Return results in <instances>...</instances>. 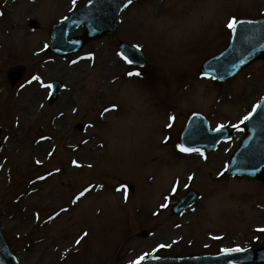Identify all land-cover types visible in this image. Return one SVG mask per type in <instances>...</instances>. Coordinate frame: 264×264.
<instances>
[{
    "label": "rangeland",
    "instance_id": "rangeland-1",
    "mask_svg": "<svg viewBox=\"0 0 264 264\" xmlns=\"http://www.w3.org/2000/svg\"><path fill=\"white\" fill-rule=\"evenodd\" d=\"M85 1L0 0V221L21 264H135L264 244V182L224 171L264 93V60L226 82L199 74L227 44L231 17L262 15L264 0H132L115 33L65 58L45 51L53 23ZM119 40L147 64H128ZM15 65L26 71L10 86ZM53 79L63 88L49 104ZM191 112L233 136L203 155L181 151ZM190 188L200 198L171 214ZM142 229L151 235L136 237Z\"/></svg>",
    "mask_w": 264,
    "mask_h": 264
},
{
    "label": "water",
    "instance_id": "water-1",
    "mask_svg": "<svg viewBox=\"0 0 264 264\" xmlns=\"http://www.w3.org/2000/svg\"><path fill=\"white\" fill-rule=\"evenodd\" d=\"M127 0H90L69 17L54 25L52 43L48 50L65 56L78 51L82 45L104 34L115 31L118 13ZM83 24L81 36L68 37L79 24ZM120 52L132 62L144 65L145 56L135 46L120 43ZM264 58V17L257 19L243 18L238 20L232 31L228 46L220 53L207 59L201 73L225 80L235 75L241 67L257 57ZM23 68L9 70L11 81H15ZM50 100L53 101L59 92L61 83H51ZM229 136L226 130L211 131L206 120L200 114H192L182 133V144L188 148L204 147L214 149L216 144ZM230 174L247 175L264 179V97L246 121L245 134L231 155L226 167ZM197 194L189 191L172 207V212H181ZM147 235V232H141ZM264 261V246L256 249H227L217 253L196 254L186 256L150 255L142 260V264H234L243 262ZM0 264H19L18 259L7 246L0 231Z\"/></svg>",
    "mask_w": 264,
    "mask_h": 264
},
{
    "label": "snow or ice",
    "instance_id": "snow-or-ice-1",
    "mask_svg": "<svg viewBox=\"0 0 264 264\" xmlns=\"http://www.w3.org/2000/svg\"><path fill=\"white\" fill-rule=\"evenodd\" d=\"M72 3L75 4L76 3V0H72ZM132 3V0H127V4L130 5ZM127 6V5H125ZM237 24H238V20L235 16L231 17L229 23H228V27L230 29H233L235 30V28L237 27ZM137 47H139V45H137ZM124 59L125 60H128L129 63H132L131 60L128 59L127 56H124ZM129 75H133V73H129ZM135 75H140L139 72L135 73ZM32 80H35V81H40L41 80V77L40 76H33L32 77ZM47 87H51V85H47ZM118 106L117 105H112V108L115 109L117 108ZM109 109H105V112H108ZM251 115V113L249 114V116ZM249 116H245L244 119L247 120L249 119ZM171 119H175V117H171ZM169 127H171V125H169ZM225 126L224 125H219L216 129H214L215 131H221ZM235 127V126H234ZM180 148L181 151L183 152H192V151H196V152H200L201 155H203V152L201 149H192V148H188V147H185L184 145H179L178 146ZM73 163H76L75 161H73ZM189 179H191V177H189ZM185 187H187V185H185ZM176 189L174 188L173 191H175ZM88 189H85V192H87ZM85 192H81L79 194V196L76 198L77 200L80 199V197H83L85 195ZM76 201H73V203H75ZM161 207H166V205H161ZM261 231H264V229H261ZM77 243H80L79 240L76 241ZM163 247V246H162ZM239 250V249H237ZM147 253L144 254L143 256L139 257L138 260L135 262V264H139L140 261L144 260L147 258Z\"/></svg>",
    "mask_w": 264,
    "mask_h": 264
},
{
    "label": "bare ground",
    "instance_id": "bare-ground-1",
    "mask_svg": "<svg viewBox=\"0 0 264 264\" xmlns=\"http://www.w3.org/2000/svg\"><path fill=\"white\" fill-rule=\"evenodd\" d=\"M42 143H43V141H42Z\"/></svg>",
    "mask_w": 264,
    "mask_h": 264
}]
</instances>
